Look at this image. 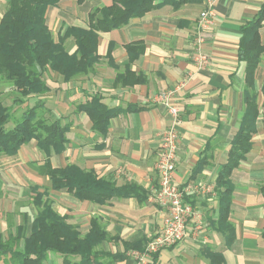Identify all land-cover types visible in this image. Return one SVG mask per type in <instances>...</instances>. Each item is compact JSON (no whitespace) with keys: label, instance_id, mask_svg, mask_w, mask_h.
<instances>
[{"label":"crops","instance_id":"obj_1","mask_svg":"<svg viewBox=\"0 0 264 264\" xmlns=\"http://www.w3.org/2000/svg\"><path fill=\"white\" fill-rule=\"evenodd\" d=\"M111 1L59 0L49 6L45 22L52 38L58 41L69 26L87 28L89 12L110 5ZM154 2L158 6L143 16L99 33V60L87 74L64 81L51 70L45 72L44 79L50 89L41 96L47 117H62V123L70 124L65 148L49 156L52 166L73 163L93 169L117 186H139L146 197L142 201L135 196L113 197L98 205L79 201L61 190L70 200L66 204L59 201L65 206L62 212L57 202L53 207L67 215V221L79 230L77 219L87 218L86 232L90 219L98 218L108 234L103 241V251L121 253L123 242L136 240H140L145 249L147 242L160 232L167 216L166 209L150 201L157 184L155 162L161 145L160 132L170 119L165 107L154 98L159 92L173 91L172 101L180 108L181 121L173 181L178 186L200 188L199 192L186 193L184 200L200 212L203 226L194 235L191 230L194 224L190 221L186 237L175 245L144 255H141L144 249L128 250L124 259H106L103 264H209V252L223 257V262L215 264H264V199L259 191L264 182V53L254 76L259 114L252 147L230 176L233 192L228 219L235 234L230 243L216 228L218 198L215 189L218 171L226 161L244 110V63L238 60L237 54L240 26L253 19L264 6V0H212L213 25L204 31L201 48L209 59L200 70L193 62L194 36L198 14L207 0ZM7 3L8 0H0V18ZM259 35L264 45V21ZM134 42H141L144 50L130 60L125 45ZM109 45L111 61L106 55ZM63 46L68 53L74 52L73 37H67ZM126 69L144 80L131 85L117 82V76ZM95 94L101 96L108 108L121 109L118 115L110 118L103 134L92 129V122L85 113L75 111L77 104ZM45 159V153L35 140L23 144L13 156L2 155L0 187L20 184V168L23 171L34 169L32 174L37 179L49 181L37 170ZM201 161L206 163L195 172ZM35 183L40 184L36 180ZM97 210L103 217L96 213ZM42 264H62V258L50 253Z\"/></svg>","mask_w":264,"mask_h":264},{"label":"trees","instance_id":"obj_2","mask_svg":"<svg viewBox=\"0 0 264 264\" xmlns=\"http://www.w3.org/2000/svg\"><path fill=\"white\" fill-rule=\"evenodd\" d=\"M58 2L8 0L7 8L0 18V96L3 83H7L18 94L8 105L0 99V157L13 156L23 144L35 140L37 147L46 155V159L37 167L38 173L47 176L52 190H65L79 201L98 205H103L113 197L135 196L142 201L146 194L137 185L117 186L114 181L98 175L93 169H84L73 163L52 166L49 156L65 148L70 124L62 123V117H45L41 96L50 89L44 79L45 72L51 70L61 75L64 81L87 74L99 60L97 45L100 32H108L126 24L131 18L141 17L158 4L154 0H112L110 5L96 7L89 12L87 28L69 26L59 40L54 41L46 25L45 14L49 6ZM263 21L264 6L253 19L240 26L237 54L238 60L244 63V110L230 142L226 161L220 166L215 180L218 198L216 228L224 233L227 243L235 236L234 226L228 219L233 192L230 176L252 147L259 114L254 76L264 53L259 35ZM69 36L73 37L76 45L72 53H68L63 46ZM110 46L106 54L109 61ZM125 48L130 60L144 50L141 42L126 44ZM129 76H133V79H129ZM143 80L141 75L135 76L129 69L116 78L117 82L127 85ZM32 97L35 100L29 104ZM18 111L21 112L19 119L7 128L10 119L17 118L13 114ZM75 111L85 113L92 122V129L103 134L107 131L110 118L118 115L121 109L108 108L101 101V96L95 94L77 104ZM205 163L199 162L195 172ZM33 191L36 193L31 195V202L37 210L34 217L28 223L24 222V225H17L14 233L8 232L7 236L0 233V264H42L50 253L61 256L62 264H103L106 259H124L128 250L144 249L140 240L123 242L124 250L121 253L98 249L97 246L108 238L98 218L92 217L88 231L81 234L76 225L67 221V215L60 214L52 202L44 197L46 190L41 193L34 188ZM259 191L264 199V182ZM208 256L209 264L223 262V257L218 253L209 252Z\"/></svg>","mask_w":264,"mask_h":264},{"label":"built area","instance_id":"obj_3","mask_svg":"<svg viewBox=\"0 0 264 264\" xmlns=\"http://www.w3.org/2000/svg\"><path fill=\"white\" fill-rule=\"evenodd\" d=\"M213 18V3L212 0H207L206 6L198 14L194 36L196 53L193 56V62L197 70L202 69L209 59L201 48L204 42L203 33L211 28ZM173 94V91H162L154 98L155 102H159L165 107L170 119L168 125L160 132L161 145L155 162L157 184L150 196V201L166 209L167 216L164 226L146 244L145 251L141 255L156 252L161 248L181 242L187 235V225L190 221L194 224V227L191 228L194 235H197L203 226L200 212L184 200L186 193L199 192L200 188L195 185L178 186L173 181L181 122L180 108L172 101Z\"/></svg>","mask_w":264,"mask_h":264},{"label":"rangeland","instance_id":"obj_4","mask_svg":"<svg viewBox=\"0 0 264 264\" xmlns=\"http://www.w3.org/2000/svg\"><path fill=\"white\" fill-rule=\"evenodd\" d=\"M1 92L2 94L0 96V99L3 103L7 105L12 103V99L15 96H18L16 91H14L12 87L9 86L7 83H3L1 85ZM29 101H28L29 104H32L34 102V100H29ZM19 112L20 111L16 112V114L12 113L13 116L15 115V117L17 118L13 120V117H12L6 125L7 128H10L14 124V121L19 119L21 115L19 114ZM14 113H15V110H14ZM44 115L45 117L48 116V114L45 112H44ZM19 172L21 175V178H18V180L20 181V184H16V185L9 184L8 186H4L2 184L0 187V189L4 187L2 190H0V233H3L4 236H7L8 232L14 233L17 225H24L25 223H28L32 219V217H34L37 211L31 202V195L36 193L33 191L34 188H37V190L41 193L44 190H46L47 194L44 195V197H47L54 206H56L54 202H57V205L61 212L62 210H64L63 208L65 206L60 204L59 201L66 204V202L70 200L69 198H67V195L62 193L61 191L54 192V190L50 188L49 181H42V179L40 178L37 179L35 174H32V172H35L34 169L23 171L20 168ZM35 180L39 182L40 184L35 183ZM92 213L93 212H91V214ZM96 213L101 214L100 216L103 217V213H100L98 210L96 211ZM102 217H101V223L103 224ZM88 222L89 221L87 218L77 219L76 224L79 226L81 234H84L86 232L87 227H88ZM97 248L103 249V243L98 245ZM108 248L110 249L111 246L108 245ZM52 255L53 254H51V256ZM55 255L57 254H54V256ZM54 260L57 261L56 259Z\"/></svg>","mask_w":264,"mask_h":264}]
</instances>
